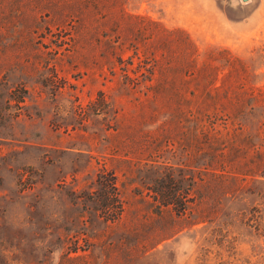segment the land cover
I'll return each mask as SVG.
<instances>
[{"label": "rangeland", "instance_id": "1", "mask_svg": "<svg viewBox=\"0 0 264 264\" xmlns=\"http://www.w3.org/2000/svg\"><path fill=\"white\" fill-rule=\"evenodd\" d=\"M185 37L210 81L264 105V0H0V264H264V178L234 189L264 108L243 132L205 128L228 143L217 166L208 132L175 116L173 81L201 93ZM170 167L194 185L184 215L151 197ZM111 178L116 219L100 211Z\"/></svg>", "mask_w": 264, "mask_h": 264}, {"label": "trees", "instance_id": "2", "mask_svg": "<svg viewBox=\"0 0 264 264\" xmlns=\"http://www.w3.org/2000/svg\"><path fill=\"white\" fill-rule=\"evenodd\" d=\"M184 41L188 44V49H190L188 50V54H190L191 58V60L188 61L185 73L189 74V82L191 80L198 82V88L201 90V93L200 95H197L193 92L191 93L192 98L187 100L186 98L178 96L179 89L178 86H176L177 82L173 81L170 85L171 88L169 89L173 93H176L174 94V102H176L175 116L176 118L181 119V122L185 126L193 125L196 130L201 129L203 133L208 132L207 135L204 136L202 142L207 144L210 143L211 146L215 147L216 152H214L213 157L215 158V163L218 166L222 163L220 157L223 158V154L225 153L221 148L216 149V146H228V143L220 136L207 131L205 128L209 126L211 127L210 130H214L216 126L217 128L220 126L221 128L232 127L235 128V130H238L237 133L243 132L247 128L248 124H253V120H249L248 116H251L255 109L264 108V105L260 103L261 98L258 95L253 92L247 94L246 89L244 88L245 84L239 83L238 85L243 86L238 87V85L235 86L233 83H225L223 80L220 85H216L214 82L210 81L209 73H214V76H217L218 67L210 64L198 67L195 63V55L197 53L196 47L190 40H188V37H185ZM218 54L227 55L222 58L224 61V67L229 68L227 75L234 73L237 79H244L247 76L249 68L240 58L232 57L224 51H221ZM191 55L194 56L192 57ZM147 60L148 63L145 67L152 68L153 65L149 62L151 58H147ZM173 69L177 70L178 68L175 67ZM149 81L151 82V79H149ZM155 89L163 91V88L159 85H155L154 90ZM185 103L188 110L184 108ZM256 126L257 134L259 136L262 135L264 132V118L259 121L257 120ZM236 141H238L237 138L232 141L229 148L232 150L233 154L237 152ZM263 141L260 140L257 142L253 137L242 141L247 153L242 159V165H244V167H242L243 172H235L236 175H234L235 190L239 191L241 188V183L239 182L241 177H248L258 172L260 176L264 178ZM203 143L201 144L204 146ZM235 159V155H232L231 159L228 160V162H231L230 167L234 168L237 164H239L238 160ZM172 170V167L168 169V174L164 177L165 180H162L163 177L161 180H153V185L150 189L152 192L151 197L157 207L172 208L176 210L177 215H184L189 208L188 202L191 201L189 195L191 194L194 185L191 189H184V187H181V185H179L181 180L173 176L174 174L172 173ZM104 185L106 192L103 197L104 205L100 211L104 215L113 214L115 216L114 219L119 218L121 217L124 207L120 201L115 183L111 178V180L104 183Z\"/></svg>", "mask_w": 264, "mask_h": 264}, {"label": "water", "instance_id": "3", "mask_svg": "<svg viewBox=\"0 0 264 264\" xmlns=\"http://www.w3.org/2000/svg\"><path fill=\"white\" fill-rule=\"evenodd\" d=\"M243 2H247L248 0H242Z\"/></svg>", "mask_w": 264, "mask_h": 264}]
</instances>
